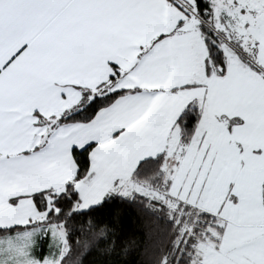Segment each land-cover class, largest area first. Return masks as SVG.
<instances>
[{
	"label": "snow or ice",
	"instance_id": "snow-or-ice-1",
	"mask_svg": "<svg viewBox=\"0 0 264 264\" xmlns=\"http://www.w3.org/2000/svg\"><path fill=\"white\" fill-rule=\"evenodd\" d=\"M0 264H264V0H0Z\"/></svg>",
	"mask_w": 264,
	"mask_h": 264
}]
</instances>
